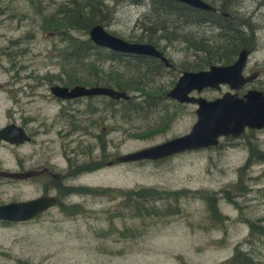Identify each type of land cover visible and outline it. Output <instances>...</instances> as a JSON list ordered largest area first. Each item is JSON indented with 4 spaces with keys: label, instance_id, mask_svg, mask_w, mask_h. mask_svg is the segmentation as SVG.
<instances>
[{
    "label": "rangeland",
    "instance_id": "374dc122",
    "mask_svg": "<svg viewBox=\"0 0 264 264\" xmlns=\"http://www.w3.org/2000/svg\"><path fill=\"white\" fill-rule=\"evenodd\" d=\"M67 1L0 0V128L15 123L30 135V140L20 145L0 140V169L16 172L20 166L36 169L44 164L60 173L65 154L68 165L96 159L105 163L68 174V180H63L68 186L57 187L58 204L38 216L20 222L0 220V264H219L232 256L236 245L264 264V239L251 245L243 242L247 220L264 222V161L252 162L241 185L237 188L236 184L237 169L248 158L247 145L254 144L264 153V127L245 130L236 138L220 137L212 147L158 160L106 165L116 155L188 132L195 121L196 104L177 102L165 93L184 69L207 68L196 60L197 55L192 57V52L201 51L206 59L209 52L197 49L194 43L215 45L220 38L217 26H202L194 19L183 24L181 32L190 42H157L171 65H164L160 73L138 78V84H133L142 90H125L131 101L111 103L104 95L68 100L65 121L64 115L58 117L59 103L49 92L50 83L64 82L68 77L60 76L59 69L83 81L84 86L96 81L115 88L107 75L122 68L115 61H100L108 54L102 49H86L83 60L74 65L68 61V66L61 59L64 37L51 28L46 17L55 13L58 5L71 6ZM227 2L228 10L236 9L238 17L253 24V43L245 66L258 69L264 76V0ZM81 6L84 12V3ZM151 7L150 0H105L101 8L107 22L101 26L136 42L133 40L141 33L140 27H156L148 13ZM94 25L97 23L91 27ZM241 31L247 36L246 28ZM72 34L90 40L88 32ZM84 62L94 63L97 70ZM136 62L135 57L130 61ZM219 89L192 90L189 95L211 99L228 90L224 85ZM140 91L162 94L147 104ZM134 104L132 110L127 108ZM66 128L68 153L60 148L66 141ZM50 184L43 179L0 177V204L44 195L42 186ZM140 186L157 191L184 189L188 197L147 200L137 214L133 199L125 201L120 194L104 190L129 191ZM91 188L97 193H88ZM223 188L235 202L227 201ZM56 191L51 187L47 195L56 198ZM201 194L216 196L220 222L212 221Z\"/></svg>",
    "mask_w": 264,
    "mask_h": 264
},
{
    "label": "water",
    "instance_id": "95a60500",
    "mask_svg": "<svg viewBox=\"0 0 264 264\" xmlns=\"http://www.w3.org/2000/svg\"><path fill=\"white\" fill-rule=\"evenodd\" d=\"M195 8L213 11L214 7L204 0H178ZM222 15H226L223 12ZM93 44L110 50L138 55H149L158 58L165 66L171 63L161 51L149 43L127 42L110 35L101 25L97 24L88 31ZM249 50L242 48L235 60L230 64H213L207 69L198 71H183L175 84L166 91L165 96L177 102L195 103V121L188 132L166 139L138 150L116 155L106 165L114 162H128L140 160H158L176 153L212 147L218 144L220 137H238L246 128L261 129L264 127V92L251 90L243 96L225 92L220 97L207 100L201 96L189 95L192 90L202 88H219L220 84H227L230 89L238 88L246 79L242 76V69L246 63ZM49 92L63 99H72L91 95H105L112 99H128L129 95L123 90L109 86H84L75 84L71 87L51 85ZM29 137L23 128L14 123H8L0 128V140L13 145H19ZM42 170H40L41 172ZM39 172V173H40ZM35 170L13 172L0 169V177L25 179L35 175ZM53 195H40L27 200H17L0 204V220L20 222L34 218L48 207L54 205Z\"/></svg>",
    "mask_w": 264,
    "mask_h": 264
},
{
    "label": "trees",
    "instance_id": "16d2710c",
    "mask_svg": "<svg viewBox=\"0 0 264 264\" xmlns=\"http://www.w3.org/2000/svg\"><path fill=\"white\" fill-rule=\"evenodd\" d=\"M69 5H58L56 8L55 13L47 15L46 21L49 23L51 28L61 36L64 37L62 43V54L61 59L66 61H73L71 65L78 64L82 58L83 52L88 48L93 49H102L108 52L107 55L102 56L103 58L100 61H115L121 65L120 72L109 73L107 78L114 82V86L117 89L126 90L131 89L132 91H138L140 87H137L133 83L138 84V78L141 76L147 78L150 75H154V73H160L159 69L162 70L164 65L156 58L147 57V56H140V55H133V54H123L117 51L109 50L103 47L95 46L92 42L86 39H80L78 36L72 34L73 31H77L79 34L86 33L91 28V26L95 23L97 24H104L107 22V18L105 17V13L102 10V6L105 3V0H68ZM67 1V2H68ZM139 1V0H135ZM221 7L220 9L228 12V2L227 0H220ZM152 7L149 8V14L153 15V19L155 20L156 27L152 30L150 27H140L141 33L138 36H135L133 41L140 42V43H151L155 46L160 47L157 42L161 40L165 41H174L176 39H185L187 40L181 32V26L183 24H191L193 19L196 18V15L192 14V11H196L197 9L188 6L185 3L177 2L173 0H150ZM84 3L85 11H81L80 8L81 4ZM210 4L216 3V0H209ZM222 5L224 7H222ZM201 11V10H198ZM206 12V11H204ZM207 13V12H206ZM57 19L55 20L54 17ZM199 21V18H197ZM229 20V19H227ZM231 20V19H230ZM217 24V23H215ZM238 29H232L234 32L238 30L241 32L242 27H237ZM242 28V29H241ZM247 28V27H246ZM217 30L219 32L220 38L216 40V44L212 45L211 43L207 44L204 41H199L198 43H194L197 49H201L204 51L209 52L208 61L202 62L203 65H212L214 63H221V64H229L231 63L237 53L242 48L250 49V45L253 43L252 40H246L245 38H240L239 36L233 37L232 40L227 39L228 36V28L226 26L225 21L219 22L217 26ZM162 33V35H158L157 33ZM238 35V34H237ZM190 42L189 40H187ZM193 45V46H194ZM96 55V53H95ZM128 57V58H127ZM135 57L137 60L136 63H130V61ZM100 58V55L98 56ZM214 58V59H213ZM85 65L97 70L94 66V63H85ZM70 64L68 63V66ZM82 65V64H81ZM76 66V65H75ZM128 67V68H126ZM202 69V68H200ZM198 70V69H196ZM112 77H111V76ZM68 85L80 83L83 84V81L77 80L74 76L68 73ZM142 90V87L140 88ZM147 99L145 102L147 104L154 103V98L158 95L162 94V92H156L153 94L148 93L147 91L143 93L140 91ZM162 97V96H161ZM160 98V97H159ZM135 105V104H134ZM138 107V104H137ZM132 108V107H130ZM249 149L248 158L244 162L243 165L238 167V176H237V188L241 185L243 175H245V169L248 166L255 162L256 160L264 161V153L262 151H258V149L254 146V144L247 145ZM100 160H89L83 164H75L71 163L68 165V174H72L73 171H77L80 169H93L97 167ZM235 188V189H237ZM55 191L58 189L54 187ZM88 193H97V189H88ZM105 191L118 193L120 196H123L125 201H130L131 199L134 200L135 204V211L138 214L141 212V207L143 203L147 200H156L162 197H181L185 198L188 197L186 195V191L184 189H177V190H164V191H157L156 189L150 188L146 189V187H137L133 190L129 191H120V190H113V189H104ZM222 192L224 193V197L227 201L233 203L235 202L234 199L230 198V192L227 188H223ZM199 193V192H196ZM59 194V193H58ZM211 219L213 222H220L222 219L217 207L216 203V196L213 194H201ZM132 201V200H131ZM133 203V202H132ZM58 204V203H57ZM60 209H62L60 207ZM247 228L248 232L246 236L243 238V242L248 245L253 244L255 241L260 239H264V222L261 219H250L247 220ZM184 264V263H183ZM219 264H260V262L254 259L245 249L236 245L234 248V252L231 257L227 260L219 263Z\"/></svg>",
    "mask_w": 264,
    "mask_h": 264
},
{
    "label": "flooded vegetation",
    "instance_id": "af4514ba",
    "mask_svg": "<svg viewBox=\"0 0 264 264\" xmlns=\"http://www.w3.org/2000/svg\"><path fill=\"white\" fill-rule=\"evenodd\" d=\"M221 1L220 0H216V3L214 5L215 7V10L214 11H208L207 13L204 12V11H192V14L193 15H196V18L194 20H197V18H199V24L202 25V26H209V27H214V26H218L219 22L221 21H224V20H227V19H231L230 21H225L226 23V26L228 28V36H227V39H230L232 40L233 37H236V36H239L240 38H245L246 40H251V37H253V33L255 31V29L252 27L253 24H251V22L249 21V19L243 17V18H240L238 17V14H237V10L234 9V10H228L227 11H224L223 9L221 10L220 7H221ZM235 5V4H234ZM237 5V3H236ZM222 7H224L222 5ZM221 12H226V15H222ZM217 23V24H215ZM213 25V26H211ZM237 27H242V28H246V34L247 36H243V31L241 32H238V30H236L234 32V30L232 29H238ZM241 28V29H242ZM238 34V35H237ZM249 52H251L250 49H248ZM207 56L209 55V53H205ZM197 55V59L198 61L200 62H204V61H208V59L206 58H202V54H201V51H195V52H192V57ZM187 64H189V62H184V66L186 67ZM59 75H67L68 76V73L67 72H64L63 69H59ZM242 75L243 77L246 79V81L242 84V85H239L238 88H235V89H230L229 86L227 84H220V87H222L223 85L226 86L228 88L227 91L225 92H233V93H236L237 96H243L245 93H247L248 91H251V90H256V91H261V92H264V76H261V72L258 70V69H252V68H249V67H246L244 66L243 69H242ZM58 79H62L61 77H57ZM68 77H66V80L64 82H60V83H50L51 85H61V86H66L68 87ZM97 82L94 81V85H97V86H100L98 84H96ZM219 87V88H220ZM209 87H205L201 90H204V89H207ZM217 89L218 91L220 89ZM193 92H196V93H200L201 91L197 92V91H193ZM192 92V93H193ZM224 93V92H223ZM222 94V93H221ZM220 94V95H221ZM94 96H98V95H91V96H85V97H88V98H91V97H94ZM54 97V96H53ZM217 97V96H216ZM57 102L59 103V107L60 109L58 110L57 112V115L59 118H62V115H64L66 118H63L65 121L66 119L68 118V100H78V98H72V99H63V98H57V97H54ZM110 102H116V101H121L123 103H128L129 101H131V99H127V100H124V99H110ZM130 107H135L134 106H131V105H128V109H131ZM23 129L24 127L21 126ZM26 131V130H25ZM27 133V132H26ZM29 139L28 140H25L24 142H27L30 140V135H28ZM23 142V143H24ZM60 148H62L64 150V152H67L68 153V128H66V141L64 144H60ZM96 160H100L98 164L96 165H103L105 162L102 163V159H96ZM92 161H95V160H92ZM71 162H69L70 164ZM78 164H81V163H78ZM57 166V163H54V167ZM31 170H35L37 171L38 173L35 174V175H31V176H28L26 179H31V180H36V179H43L49 183H51L50 185H43L42 186V192L43 194H48L50 192V188L51 187H60V186H68L66 184H64L63 180H68V154H65V162H64V166L60 168V173H57L53 170H51V167L49 165H44V164H41L39 167H37L36 169H24L23 167H19V172H25V171H31ZM40 170H42L40 172ZM40 172V173H39ZM51 186V187H50ZM52 190V189H51ZM59 194L58 192L56 191V199L59 198ZM58 203V199L56 200V204Z\"/></svg>",
    "mask_w": 264,
    "mask_h": 264
},
{
    "label": "bare ground",
    "instance_id": "6f19581e",
    "mask_svg": "<svg viewBox=\"0 0 264 264\" xmlns=\"http://www.w3.org/2000/svg\"><path fill=\"white\" fill-rule=\"evenodd\" d=\"M173 1H177V2H181V1H178V0H173ZM183 3V2H182ZM106 30V29H105ZM89 31V30H88ZM107 31V30H106ZM108 32V31H107ZM109 33V32H108ZM110 35H113V34H111V33H109ZM113 36H115V35H113ZM115 37H118V36H115ZM118 38H120V37H118ZM120 39H122V40H125V39H123V38H120ZM125 41H127V40H125ZM127 42H129V41H127ZM134 43H139V42H134ZM159 51H161L162 52V50L159 48ZM117 52H120V51H117ZM120 53H123V54H130V53H125V52H120ZM163 53V52H162ZM16 172H19V171H16ZM7 179H12V178H7Z\"/></svg>",
    "mask_w": 264,
    "mask_h": 264
}]
</instances>
